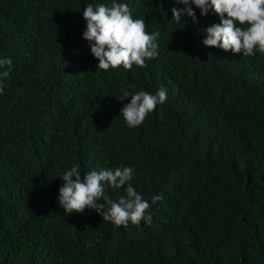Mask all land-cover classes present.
Here are the masks:
<instances>
[{"label": "trees", "instance_id": "1", "mask_svg": "<svg viewBox=\"0 0 264 264\" xmlns=\"http://www.w3.org/2000/svg\"><path fill=\"white\" fill-rule=\"evenodd\" d=\"M116 2L160 33L143 67L99 70L83 38L84 7L112 0H0V264H264V55L205 47L214 11L193 4L198 22L178 23L175 0ZM161 87L166 102L129 128L123 93ZM73 166L131 167L151 223L66 214Z\"/></svg>", "mask_w": 264, "mask_h": 264}, {"label": "clouds", "instance_id": "2", "mask_svg": "<svg viewBox=\"0 0 264 264\" xmlns=\"http://www.w3.org/2000/svg\"><path fill=\"white\" fill-rule=\"evenodd\" d=\"M175 3L184 5L183 8L171 9L172 19L178 23L185 15L194 23L198 22L191 7L193 4L203 17H207L210 11L220 17V23L203 29L206 38L202 44L205 47H219L245 56H254L257 52L264 55V0H175ZM83 17L87 24L83 38L89 42L91 54L99 61V70L121 66L131 70L134 64L143 67L147 60L158 57L156 41L160 33H148L144 19H134L127 4L116 0H112L110 5L88 4L83 9ZM11 64L10 58H0V68H10ZM9 75V71L0 73L3 78ZM4 87L0 82V95ZM127 98H130V103L121 109V115L129 128H135L158 105L166 102L167 90L161 87L155 94L144 90L134 94L125 91L120 100ZM132 173L131 167H116L82 175L78 166H73L60 177L64 182L59 189L60 207L69 216L74 212L83 214L86 209L94 210L103 221L116 226L127 227L129 222L139 224L145 219L151 223V216L146 215L150 203L129 183ZM105 182L113 189L127 185L126 195L120 196L118 202L106 198ZM102 199L105 203L100 202ZM161 199L162 196H154L152 203Z\"/></svg>", "mask_w": 264, "mask_h": 264}]
</instances>
